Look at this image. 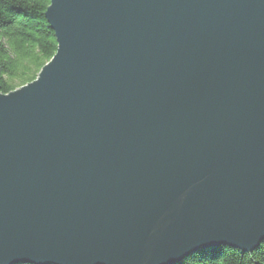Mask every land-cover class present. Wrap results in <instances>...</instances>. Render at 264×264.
Instances as JSON below:
<instances>
[{
	"label": "water",
	"instance_id": "1",
	"mask_svg": "<svg viewBox=\"0 0 264 264\" xmlns=\"http://www.w3.org/2000/svg\"><path fill=\"white\" fill-rule=\"evenodd\" d=\"M56 52L0 90V264H176L264 240V0H49Z\"/></svg>",
	"mask_w": 264,
	"mask_h": 264
},
{
	"label": "trees",
	"instance_id": "2",
	"mask_svg": "<svg viewBox=\"0 0 264 264\" xmlns=\"http://www.w3.org/2000/svg\"><path fill=\"white\" fill-rule=\"evenodd\" d=\"M49 0H0V90L34 81L56 52L44 18ZM23 264V263H20ZM176 264H264V240L251 253L220 245L195 251Z\"/></svg>",
	"mask_w": 264,
	"mask_h": 264
},
{
	"label": "rangeland",
	"instance_id": "3",
	"mask_svg": "<svg viewBox=\"0 0 264 264\" xmlns=\"http://www.w3.org/2000/svg\"><path fill=\"white\" fill-rule=\"evenodd\" d=\"M229 247V246H228ZM242 252V251H241Z\"/></svg>",
	"mask_w": 264,
	"mask_h": 264
}]
</instances>
